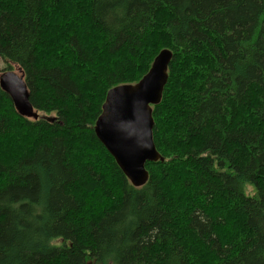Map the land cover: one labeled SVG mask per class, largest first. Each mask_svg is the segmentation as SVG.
I'll return each instance as SVG.
<instances>
[{"label": "trees", "instance_id": "obj_1", "mask_svg": "<svg viewBox=\"0 0 264 264\" xmlns=\"http://www.w3.org/2000/svg\"><path fill=\"white\" fill-rule=\"evenodd\" d=\"M165 49L137 188L94 127ZM0 59V264H264V0H0Z\"/></svg>", "mask_w": 264, "mask_h": 264}, {"label": "water", "instance_id": "obj_2", "mask_svg": "<svg viewBox=\"0 0 264 264\" xmlns=\"http://www.w3.org/2000/svg\"><path fill=\"white\" fill-rule=\"evenodd\" d=\"M173 57L170 50L161 51L140 82L111 89L96 121L97 138L137 188L149 180L146 164L164 161L154 143L152 106L162 100ZM18 73H2L0 88L10 97L20 116L38 120L40 115L30 102V93L20 69ZM49 120L53 121L52 118Z\"/></svg>", "mask_w": 264, "mask_h": 264}, {"label": "rangeland", "instance_id": "obj_3", "mask_svg": "<svg viewBox=\"0 0 264 264\" xmlns=\"http://www.w3.org/2000/svg\"><path fill=\"white\" fill-rule=\"evenodd\" d=\"M6 66H7V64L2 59H0V71L4 70L6 68ZM14 68H15V71L14 72L18 73V67L14 66ZM78 145L80 147V148L78 147V149H79L78 151L85 152L86 153L85 154V158H86L87 157L86 155L89 154L90 153V150H91V146L89 147L90 144L87 143V142H82V143H78ZM73 155H75V153H73ZM73 158H75L74 161L76 163H81V162L87 160V158L85 159L84 157H83V159L82 158H79V156L77 155V153H76V155Z\"/></svg>", "mask_w": 264, "mask_h": 264}]
</instances>
